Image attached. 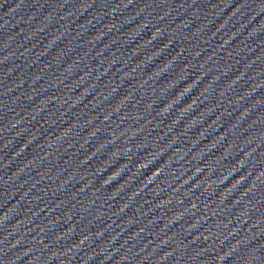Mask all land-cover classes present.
Here are the masks:
<instances>
[{
    "label": "water",
    "instance_id": "1",
    "mask_svg": "<svg viewBox=\"0 0 264 264\" xmlns=\"http://www.w3.org/2000/svg\"><path fill=\"white\" fill-rule=\"evenodd\" d=\"M0 264H264V0H0Z\"/></svg>",
    "mask_w": 264,
    "mask_h": 264
}]
</instances>
